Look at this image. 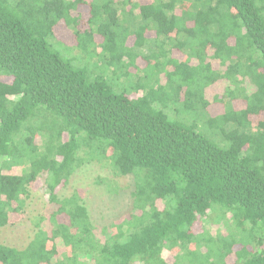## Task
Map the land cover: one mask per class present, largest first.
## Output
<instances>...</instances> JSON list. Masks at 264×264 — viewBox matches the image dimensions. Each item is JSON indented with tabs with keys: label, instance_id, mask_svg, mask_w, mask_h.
Returning a JSON list of instances; mask_svg holds the SVG:
<instances>
[{
	"label": "trees",
	"instance_id": "16d2710c",
	"mask_svg": "<svg viewBox=\"0 0 264 264\" xmlns=\"http://www.w3.org/2000/svg\"><path fill=\"white\" fill-rule=\"evenodd\" d=\"M90 162L133 213L59 194ZM44 175L53 208L0 264H264V0H0V232Z\"/></svg>",
	"mask_w": 264,
	"mask_h": 264
},
{
	"label": "rangeland",
	"instance_id": "374dc122",
	"mask_svg": "<svg viewBox=\"0 0 264 264\" xmlns=\"http://www.w3.org/2000/svg\"><path fill=\"white\" fill-rule=\"evenodd\" d=\"M89 9L88 6H82L80 8L85 17L88 16ZM85 27H87L86 20L85 26L80 28ZM56 32L59 38H65V41L63 40L65 44H70V46L75 45L76 40L74 32L66 25L60 23L57 26ZM132 41L133 40H130L128 44ZM71 50L73 51V47ZM137 64L144 66L146 61L138 59ZM222 89V86L215 84L210 86L207 90L210 96L214 92L222 93ZM193 104L195 107L198 105L196 102H193ZM222 108L223 107L219 103H213L208 107V111L211 115H217L223 110ZM193 109L190 110L184 108L180 114L188 120L192 119L194 116ZM110 167L109 164H104L103 162L102 164L97 162L85 163L74 171L68 182L59 187V194L61 196L70 195L73 191L80 189L85 196V203L92 214V219L99 226L108 224L121 215L130 212L133 213L130 194V191L134 186L133 179L131 176L115 177ZM21 171L22 169L19 168L13 172ZM45 177V175L41 176L34 184H32L30 188V196L25 202L23 216H20L22 218H19L13 225L5 227L0 232V241L18 248H24L31 241L36 230L34 217L37 215H46L53 208L45 195ZM114 179L117 182L116 189L115 192L110 193L106 181ZM99 180H103V182H100ZM195 228L196 231L202 230L200 222L196 224ZM218 228L219 225L213 223L210 233L215 235ZM174 254H176L175 250L164 251V256L168 260H172Z\"/></svg>",
	"mask_w": 264,
	"mask_h": 264
}]
</instances>
